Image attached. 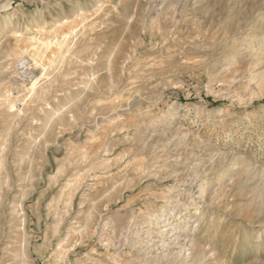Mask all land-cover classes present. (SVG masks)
Segmentation results:
<instances>
[{
  "label": "rangeland",
  "instance_id": "1",
  "mask_svg": "<svg viewBox=\"0 0 264 264\" xmlns=\"http://www.w3.org/2000/svg\"><path fill=\"white\" fill-rule=\"evenodd\" d=\"M0 264H264V0H0Z\"/></svg>",
  "mask_w": 264,
  "mask_h": 264
},
{
  "label": "built area",
  "instance_id": "2",
  "mask_svg": "<svg viewBox=\"0 0 264 264\" xmlns=\"http://www.w3.org/2000/svg\"><path fill=\"white\" fill-rule=\"evenodd\" d=\"M20 65H23V63H20Z\"/></svg>",
  "mask_w": 264,
  "mask_h": 264
}]
</instances>
